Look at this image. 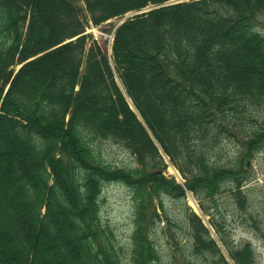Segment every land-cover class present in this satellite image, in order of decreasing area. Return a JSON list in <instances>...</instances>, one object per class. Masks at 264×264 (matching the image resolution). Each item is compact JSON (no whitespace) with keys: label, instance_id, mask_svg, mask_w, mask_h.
<instances>
[{"label":"trees","instance_id":"trees-1","mask_svg":"<svg viewBox=\"0 0 264 264\" xmlns=\"http://www.w3.org/2000/svg\"><path fill=\"white\" fill-rule=\"evenodd\" d=\"M151 3L116 26L111 54L89 41L85 17ZM263 103L264 0H0V264H158L162 194L185 187L228 255L188 207L189 250L255 264L216 195L256 223L248 165L264 147ZM230 140L237 151L221 155ZM101 141L135 163L103 158ZM165 154L182 182L165 174ZM112 181L133 194L127 258L100 213Z\"/></svg>","mask_w":264,"mask_h":264},{"label":"rangeland","instance_id":"rangeland-1","mask_svg":"<svg viewBox=\"0 0 264 264\" xmlns=\"http://www.w3.org/2000/svg\"><path fill=\"white\" fill-rule=\"evenodd\" d=\"M81 5L83 1H79ZM153 4H148L146 9H149ZM143 8V7H142ZM140 8V9H142ZM136 11L130 10L121 16L109 18L99 24L92 22L89 16L85 17L86 32L91 33L89 41L96 39L101 47L110 54L112 52L113 33L117 24H119L127 15H131ZM86 10L83 11V15ZM20 65H17L19 67ZM260 120L264 123V103L260 109ZM101 153L103 158L119 164H134L135 155L128 148L120 143L113 141H101ZM238 147L233 141H226L222 151L226 154L233 155ZM167 167L164 172L168 176H175L180 182L183 177L179 169L174 165L168 155L165 154ZM256 174L249 185L253 187L250 190L249 206L252 210L256 223L253 217L246 212L234 208L233 199L229 192L217 194V201L223 209L227 223L233 239L236 243L250 240L256 251L257 261L255 264H264V147L257 151L255 157L249 161ZM185 197L175 196L164 192L162 199L165 206V213L161 211V219L155 224L152 229V238L159 250L160 257L157 260L158 264H186V259L191 261V264H222V260L218 254L212 255L207 252H196L189 250L187 243L189 242L188 228L185 225L184 216L189 208L197 211L205 222L210 226L213 236L217 239L219 245L226 255L228 251L223 245L218 233L210 223V214L203 212L199 205L198 195L188 187H185ZM132 191L128 185L121 181H112L104 186L101 197V217L113 231L115 241L122 247L123 253L128 257L131 244V235L133 229V200ZM189 207V208H188ZM176 223V224H175ZM169 228L175 233V239L170 236ZM231 264L235 262L230 259Z\"/></svg>","mask_w":264,"mask_h":264}]
</instances>
